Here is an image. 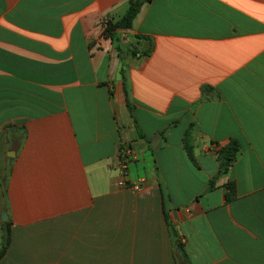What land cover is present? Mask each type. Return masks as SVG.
<instances>
[{"label": "crops", "instance_id": "crops-1", "mask_svg": "<svg viewBox=\"0 0 264 264\" xmlns=\"http://www.w3.org/2000/svg\"><path fill=\"white\" fill-rule=\"evenodd\" d=\"M127 3L0 0V264H264V0Z\"/></svg>", "mask_w": 264, "mask_h": 264}, {"label": "trees", "instance_id": "trees-1", "mask_svg": "<svg viewBox=\"0 0 264 264\" xmlns=\"http://www.w3.org/2000/svg\"><path fill=\"white\" fill-rule=\"evenodd\" d=\"M146 0H128L126 9L122 15L123 19H125L126 27L129 25L132 17L137 12L139 6ZM115 25L113 23H107L102 32L109 36L110 38H114L116 41V48L118 50V53L121 55L122 53L127 51V55H135L138 54H147L152 46V40L148 35H143L140 33H133L132 37L133 39H136L137 41H140L142 43V47H139L134 50H127L126 43L120 39V36L117 34V32L114 30ZM206 86H201V91L204 90ZM128 104V103H127ZM185 150L190 159L192 158V152L190 150V147L188 145H185ZM218 155L220 157V164L223 163L224 167L222 170H225L227 165H229L236 157L238 153V144L237 142L229 138L225 143L221 144L218 148ZM227 186V192L225 193L226 198H229L232 194V184L230 182L226 183ZM9 223L8 221L3 222V230L1 234V241H0V257L4 253L7 244L9 242Z\"/></svg>", "mask_w": 264, "mask_h": 264}, {"label": "built area", "instance_id": "built-area-1", "mask_svg": "<svg viewBox=\"0 0 264 264\" xmlns=\"http://www.w3.org/2000/svg\"><path fill=\"white\" fill-rule=\"evenodd\" d=\"M133 154L132 149L128 145H120L117 152L116 164L120 170L125 169L126 161ZM147 179L144 175H136L132 178L120 177L116 183L119 186H128L134 190H140L146 185Z\"/></svg>", "mask_w": 264, "mask_h": 264}, {"label": "water", "instance_id": "water-1", "mask_svg": "<svg viewBox=\"0 0 264 264\" xmlns=\"http://www.w3.org/2000/svg\"><path fill=\"white\" fill-rule=\"evenodd\" d=\"M118 25H119V27H121V28L125 27V19H121V20L119 21ZM219 167H220V169H223L224 164L221 163ZM0 218H1V219H6V218H7L6 213H5V210H1V211H0Z\"/></svg>", "mask_w": 264, "mask_h": 264}]
</instances>
